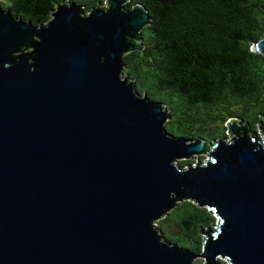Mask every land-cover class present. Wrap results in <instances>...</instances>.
I'll use <instances>...</instances> for the list:
<instances>
[{
	"label": "water",
	"instance_id": "water-1",
	"mask_svg": "<svg viewBox=\"0 0 264 264\" xmlns=\"http://www.w3.org/2000/svg\"><path fill=\"white\" fill-rule=\"evenodd\" d=\"M126 1L60 0L36 24L0 6V264H264V115L258 133L226 116L208 148L168 132L122 73L150 19ZM183 199L216 214L193 251L155 224Z\"/></svg>",
	"mask_w": 264,
	"mask_h": 264
},
{
	"label": "trees",
	"instance_id": "trees-1",
	"mask_svg": "<svg viewBox=\"0 0 264 264\" xmlns=\"http://www.w3.org/2000/svg\"><path fill=\"white\" fill-rule=\"evenodd\" d=\"M58 1L0 0V6L36 24ZM68 1L84 11L102 0ZM136 1L150 19L140 30L142 47L122 55V73L167 109L164 128L200 136L205 148L225 134L226 116H239L256 130L255 119L264 115V54L251 49V39L264 30V0H127L124 5ZM189 162L178 160L179 167ZM213 219L211 211L183 199L157 224L166 240L193 251L200 245L198 225Z\"/></svg>",
	"mask_w": 264,
	"mask_h": 264
},
{
	"label": "rangeland",
	"instance_id": "rangeland-1",
	"mask_svg": "<svg viewBox=\"0 0 264 264\" xmlns=\"http://www.w3.org/2000/svg\"><path fill=\"white\" fill-rule=\"evenodd\" d=\"M140 93H142V92H140ZM227 121H228V119H227ZM257 130H258V127H256V130H254V131H256V133H258ZM224 133H225L224 135L227 136V135L230 134V131H226V132H224ZM198 155H202V158H201L202 160H203L204 157H205V158H208V156L206 155V152H203V153L201 152L200 154L194 155L195 157H193V158H191V159H192L193 161L196 160V156L198 157ZM178 160L180 161V160H183V159H179V158H177V159H175V162L178 163ZM212 214L214 215V219H213V223L210 224V225H213V224H214V220L216 219V214H214L213 212H212ZM158 218H160V217H158ZM158 218H156V220H155V224H156L157 226H158V224H157V223H158V221H157ZM158 227H159V226H158ZM172 228L175 229L176 227H175L174 225H172V227H170V229H172ZM201 258H202V257H201L200 255L196 254L192 260H194V259L197 260V259H198L199 262H198L197 264H200V263L202 262ZM219 260L222 261L220 258H219ZM223 260H224V259H223ZM224 262H227V261L224 260Z\"/></svg>",
	"mask_w": 264,
	"mask_h": 264
}]
</instances>
